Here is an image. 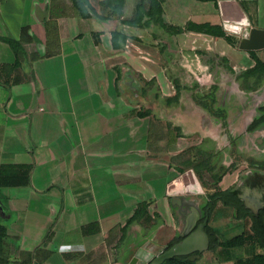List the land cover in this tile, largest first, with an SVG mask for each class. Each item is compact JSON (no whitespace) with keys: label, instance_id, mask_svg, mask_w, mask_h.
Instances as JSON below:
<instances>
[{"label":"crops","instance_id":"crops-1","mask_svg":"<svg viewBox=\"0 0 264 264\" xmlns=\"http://www.w3.org/2000/svg\"><path fill=\"white\" fill-rule=\"evenodd\" d=\"M89 1L94 12L82 18L72 0H0L4 264H150L206 221L220 243L248 237V244L180 258L205 264L214 253L219 264H238L249 244L264 255L251 223L223 199L236 194L240 177L226 186L229 128L264 135V104L240 122L244 104L231 108L228 98L264 83L263 72L250 73L252 53L264 63V49L239 47L248 30L264 31V0H162V22L139 26L124 22L138 0H127L122 16L107 0ZM224 2L233 5L228 17L249 27L226 22ZM48 22L60 38L51 57ZM24 28L33 42L22 44L20 60L7 39L19 42ZM262 139L256 147L264 148ZM189 172L201 192H181ZM14 175L23 183H12ZM224 211L237 228L213 225Z\"/></svg>","mask_w":264,"mask_h":264},{"label":"trees","instance_id":"trees-1","mask_svg":"<svg viewBox=\"0 0 264 264\" xmlns=\"http://www.w3.org/2000/svg\"><path fill=\"white\" fill-rule=\"evenodd\" d=\"M127 0H107L103 3L104 6H108L113 8L114 13L116 15L122 16L124 6L126 4ZM74 8L78 10L82 18H89L90 14L88 12V9H92V6L90 4L89 0H72ZM163 1L162 0H138L135 6L134 16L131 20L124 21L125 23L133 26H139L142 24L143 20L145 18H150V20L156 21L159 19V21L162 22V16H163V8H162ZM94 12V10L92 9ZM158 21V22H159ZM178 31V30H177ZM29 28H24L22 30V38L19 42L7 39V42L13 47L15 50L18 59H23L25 56V50L23 48V43H32L33 38L30 34ZM46 34H47V52L46 57H51L56 55L58 52V47L60 44V38L57 30V25L55 22H48L46 25ZM252 56L256 60V67L254 68L252 72L259 71L264 73V63L259 60L255 54L252 53ZM9 176L7 174H2L3 176ZM14 178H17V175H14ZM12 182V181H11ZM20 184L23 183V177H20L18 181L12 182ZM25 183H29L27 180ZM225 193H218L215 196H213V202L216 205L219 199L224 195ZM5 201H7V198L0 192V202L2 209H6ZM215 209V208H214ZM263 231L264 228L260 229V232ZM213 239H211V246L210 250L214 251L219 246L226 247L229 249H235L238 246H242L243 244H248V237H239L231 241H223L220 243L221 236L219 235L218 231H212ZM212 236V235H211ZM263 236V235H261ZM8 237V229L3 224V218L0 216V256L5 252V239ZM252 241V240H249ZM247 254L249 257L245 261H239L238 264H264V255H256V250L254 245L249 244L247 245ZM5 260L0 257V264H4ZM164 264H196L189 262L186 258H174L172 260L166 261Z\"/></svg>","mask_w":264,"mask_h":264},{"label":"rangeland","instance_id":"rangeland-1","mask_svg":"<svg viewBox=\"0 0 264 264\" xmlns=\"http://www.w3.org/2000/svg\"><path fill=\"white\" fill-rule=\"evenodd\" d=\"M231 85H228V88L230 89ZM219 88V87H218ZM248 92L247 93H238L241 97L240 100L236 97V95H229V105L232 107L240 106L241 104H244V109H241V115L239 117V121L241 122L243 116L245 115V118L252 119L254 117L253 111L254 106L256 105H262L264 104V101H261L260 98L264 94V83L254 86H248ZM219 90V89H218ZM230 92V91H229ZM231 94V93H230ZM258 103H257V102ZM261 101V102H260ZM232 119H230L231 121ZM234 123V122H233ZM244 128H229V173L230 180L227 182L226 186H234L237 182H233L236 178L235 173H238L239 175H242L244 173L247 175L248 173L254 172L256 169H258L257 165L260 163H264V148H258L256 146H259V142L261 141L262 136L259 135V132L248 134L247 132L239 135V131H243ZM239 135V137H238ZM244 137V138H243ZM237 138H239V141H241V145L243 143L244 148L240 149L237 148ZM264 139V137H263ZM262 139V141H263ZM243 141V142H242ZM257 141V142H256ZM256 142V143H255ZM255 144V145H254ZM239 145V146H241ZM238 175V176H239ZM202 182L204 183V186L207 189H212L215 186L213 185V180L209 178L208 176L205 177V180L202 179ZM233 182V183H232ZM218 189V188H217ZM214 190V189H212ZM232 214L230 211H224L222 214H220V219L218 222H215L213 225L215 226H221L222 228H227L228 225L229 228L231 226H235L237 228V221L232 219ZM230 224V225H229ZM242 230V229H241ZM240 229L234 230L231 234L229 233V237H233L239 233H241ZM207 256V260H205V264L208 262L209 264H219L217 260V255L214 253H209Z\"/></svg>","mask_w":264,"mask_h":264},{"label":"water","instance_id":"water-1","mask_svg":"<svg viewBox=\"0 0 264 264\" xmlns=\"http://www.w3.org/2000/svg\"><path fill=\"white\" fill-rule=\"evenodd\" d=\"M232 6L233 5L230 2H224L221 5L224 20L229 24L233 23L239 27H242L240 25L248 26L249 22L246 19H244L245 21L237 22V20L228 17V12ZM228 39L234 44L238 43V39L232 37H229ZM239 47L248 51L264 49V31L257 29L248 30V32H245L243 35V38H241ZM188 178L193 181V183ZM182 179V181H184L185 187V190H181L182 193L191 194L194 192H201V188L198 185V181L194 177L193 172H189V174ZM177 183V185L180 186L181 181ZM177 185L176 188L178 187ZM207 224L208 221L201 225L195 232L189 234L184 241L157 256L150 264H164L166 261L178 257L190 256V260L192 262L200 259L201 255L210 249V238L206 232Z\"/></svg>","mask_w":264,"mask_h":264},{"label":"flooded vegetation","instance_id":"flooded-vegetation-1","mask_svg":"<svg viewBox=\"0 0 264 264\" xmlns=\"http://www.w3.org/2000/svg\"><path fill=\"white\" fill-rule=\"evenodd\" d=\"M258 129L254 128L255 131ZM257 167L258 169L252 173L247 175L242 173L236 194L230 193L228 197L223 196V199L235 210L240 222L244 225L248 221L251 223L259 248L264 250V233L260 232V229L264 228V163H260ZM208 234L210 239H213V234L209 230Z\"/></svg>","mask_w":264,"mask_h":264}]
</instances>
